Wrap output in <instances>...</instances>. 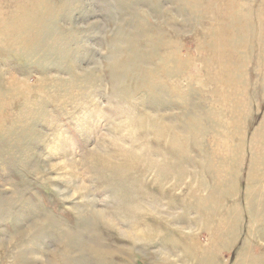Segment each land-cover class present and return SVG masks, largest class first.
Masks as SVG:
<instances>
[{
  "label": "rangeland",
  "instance_id": "obj_1",
  "mask_svg": "<svg viewBox=\"0 0 264 264\" xmlns=\"http://www.w3.org/2000/svg\"><path fill=\"white\" fill-rule=\"evenodd\" d=\"M0 264H264V0H0Z\"/></svg>",
  "mask_w": 264,
  "mask_h": 264
}]
</instances>
